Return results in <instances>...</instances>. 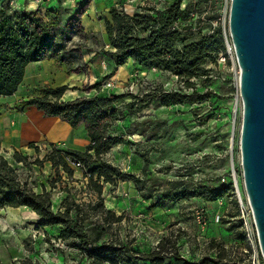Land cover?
Segmentation results:
<instances>
[{"label": "rangeland", "instance_id": "rangeland-1", "mask_svg": "<svg viewBox=\"0 0 264 264\" xmlns=\"http://www.w3.org/2000/svg\"><path fill=\"white\" fill-rule=\"evenodd\" d=\"M174 1L143 0L142 7L164 9ZM187 2H191L187 14L190 19L181 23L182 28L192 26L196 34L207 32L218 24L228 29L231 0H183V9ZM11 6L19 8L17 0H13ZM86 8L87 4L78 6L80 12ZM64 30L68 32L66 38L62 35ZM57 31L60 45L53 51L67 55L70 66L81 71L85 78L81 89L88 97L125 94L117 102L124 104L133 100L132 95L141 99L154 89L204 97L201 102L186 101L169 106L163 105L159 98L142 111L114 122L111 133L123 136L125 141L114 145L103 158L121 170L139 176L143 187L139 189L132 180L104 183L105 207L123 215L120 222L105 226L104 239L116 244L126 243L142 253H149L163 244L168 251L178 250L191 261L215 257L217 248L211 244L224 245L231 250L230 258L225 262L232 263V258L245 262L247 245L233 186L215 201L200 196L173 200L174 194L183 188L189 191L199 186L232 184L228 177L233 170L242 195L245 193L240 152L243 112L240 67L230 37L225 38L226 48L217 61L207 62V74L194 78V85L188 86L182 78L160 68L148 67L147 73H143L129 60L119 77L112 78L120 68L113 69L109 58H97L104 48L99 31L84 33L81 20L76 18L59 26ZM94 58L97 59L93 63L97 68L101 67L104 74L98 80L91 76L90 62ZM50 148V145L39 146V152L32 148L28 163H22L20 170L23 181L36 188L44 187L32 166H38L33 162L41 159ZM76 171L81 172L80 179L66 175L62 178L55 173L46 184L54 185L62 195H70L79 203L95 202L98 197L88 188L83 172ZM170 180H181L183 185L174 190L168 184ZM202 209L207 215L205 226L196 219V212ZM14 220L11 209L0 211V241L8 250L32 253L30 258L40 262L91 264L88 260H81L77 248L58 238L57 226L37 227L39 219L29 222ZM20 261L17 259L13 264Z\"/></svg>", "mask_w": 264, "mask_h": 264}, {"label": "trees", "instance_id": "trees-1", "mask_svg": "<svg viewBox=\"0 0 264 264\" xmlns=\"http://www.w3.org/2000/svg\"><path fill=\"white\" fill-rule=\"evenodd\" d=\"M10 1L0 5V96L12 95L18 90L29 63L52 57L48 52L53 38L52 26L43 24L35 12L14 9ZM182 2L176 0L164 9L141 7L133 14L127 13L122 6H112L109 18H105L106 33L113 47L106 51L107 57L117 67L132 59L141 66L156 67L177 75L188 86L194 85V78L207 74V62H216L219 54L225 50V38L229 37V32L227 26L222 24L198 34L192 31V26L182 28L181 23L190 19L187 14L191 6V2H187L183 9ZM67 89V86L43 88L39 96L22 101L20 106H36L47 116L60 117L73 128L84 125L90 143L85 150L56 148V144H51L44 157L37 158L33 163L43 166L45 161H49L53 168L63 171L68 178H73L77 169L81 170L88 188L98 199L79 203L68 195L55 209L52 192L44 190L36 193L29 182L21 179L19 168L0 153V207H28L35 211L40 218L37 227L57 226L58 238L77 248L81 260H88L91 264H166L167 261L168 264H243L235 258L231 259L232 263L225 262L230 258L231 250L224 245L211 244L217 248L215 257L191 261L178 250L168 251L163 244L149 253H142L126 243L116 244L104 239L105 226L123 219V215H117L105 207L102 196L104 183L132 180L139 189L143 187L139 176L123 171L103 158L114 145L125 141L123 136L111 133L114 122L142 111L159 98L163 105L169 106L186 101L201 102L203 95L154 89L141 99L132 95V101L118 104L125 94L63 101ZM136 100L139 101L136 103ZM30 147L39 152L38 145L31 143ZM29 157L22 152H14V159L18 163L27 164ZM78 162L82 164L81 168L73 164ZM168 184L178 190L183 182L170 180ZM231 188V182L220 186H199L189 191L183 188L174 194L173 200L200 196L215 201ZM19 264L55 263L25 258Z\"/></svg>", "mask_w": 264, "mask_h": 264}, {"label": "crops", "instance_id": "crops-1", "mask_svg": "<svg viewBox=\"0 0 264 264\" xmlns=\"http://www.w3.org/2000/svg\"><path fill=\"white\" fill-rule=\"evenodd\" d=\"M5 2L7 0H0V5ZM17 3L19 8L13 7L14 9L35 12L36 17L41 19L43 24L51 25L53 29V38L49 43L48 51L52 57L29 63L18 90L12 95L0 96V153L13 166L21 170L23 164L14 159V152L24 151L27 153L26 155L32 154L31 143L40 147L56 144L64 149L77 150H85L90 143V137L84 125L73 128L60 117L47 116L36 106L25 108L20 106L22 101L39 96L41 90L46 87L67 86L68 89L62 97L63 101L88 97L81 89L85 79L84 76L82 77L81 71L70 66L72 64L69 63L67 55L57 54L55 50L53 51L60 45L57 28L71 19H80L84 33L99 31L101 34L104 48L98 53L97 58H108L106 51L113 49L108 40L105 26V18L110 16L109 10L112 6L117 5L122 6L127 13L133 14L140 10L144 2L143 0H17ZM85 4H87V8L80 12L78 6L82 7ZM97 58L90 62L91 76L94 80H98L104 75L102 68H97L96 63H93ZM129 61L134 67L147 73L148 67L141 66L132 59ZM110 62L113 63V69H116L115 63L111 60ZM127 63L129 62L127 61ZM124 66H119L120 70L116 71L112 78L119 77ZM32 169L37 174L36 178L45 184L44 187L43 185H40L39 188L33 187L34 191L36 193H42L44 190L52 191L53 205L55 209H58L66 195H62V192L58 191L55 186L47 185L46 180H51L50 177L55 173L62 178H65V174L63 171L53 168L49 161H45L43 166H32ZM80 175L81 172L76 171L73 178L80 179ZM6 209L12 210L14 221L29 222L40 219L39 215L28 207H0V211ZM22 253V251L13 249L8 250L6 245L0 241L2 264H13L17 259L22 260L33 256L32 253Z\"/></svg>", "mask_w": 264, "mask_h": 264}, {"label": "water", "instance_id": "water-1", "mask_svg": "<svg viewBox=\"0 0 264 264\" xmlns=\"http://www.w3.org/2000/svg\"><path fill=\"white\" fill-rule=\"evenodd\" d=\"M228 31L240 67L244 191L264 257V0H231Z\"/></svg>", "mask_w": 264, "mask_h": 264}, {"label": "built area", "instance_id": "built-area-1", "mask_svg": "<svg viewBox=\"0 0 264 264\" xmlns=\"http://www.w3.org/2000/svg\"><path fill=\"white\" fill-rule=\"evenodd\" d=\"M62 35L63 38H66L68 32L64 30ZM56 148L62 147L56 145ZM73 164L76 166V168H81L82 166L80 162ZM228 179L232 180V186L235 188L236 197L243 220L242 228L245 235L244 240L246 242L247 247H245L246 259L245 262L242 263L264 264L263 252L260 244L259 233L255 223L253 210L246 194L244 193V195H242L240 191L235 170H233V172L229 175ZM223 181H225V179H223ZM196 219L197 222L202 226H205L207 224V215L203 209L196 212Z\"/></svg>", "mask_w": 264, "mask_h": 264}]
</instances>
